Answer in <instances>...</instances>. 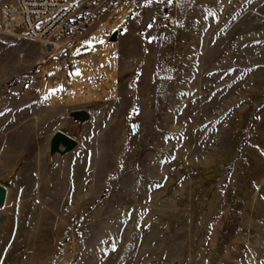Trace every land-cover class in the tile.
Listing matches in <instances>:
<instances>
[{"label": "rangeland", "instance_id": "obj_1", "mask_svg": "<svg viewBox=\"0 0 264 264\" xmlns=\"http://www.w3.org/2000/svg\"><path fill=\"white\" fill-rule=\"evenodd\" d=\"M12 1L0 264H264V0H123L45 64Z\"/></svg>", "mask_w": 264, "mask_h": 264}, {"label": "built area", "instance_id": "obj_2", "mask_svg": "<svg viewBox=\"0 0 264 264\" xmlns=\"http://www.w3.org/2000/svg\"><path fill=\"white\" fill-rule=\"evenodd\" d=\"M123 0H13L4 7V34L36 43L43 55L41 64L65 56L84 31L120 5ZM165 0L157 4L161 27L173 30L176 13Z\"/></svg>", "mask_w": 264, "mask_h": 264}, {"label": "water", "instance_id": "obj_3", "mask_svg": "<svg viewBox=\"0 0 264 264\" xmlns=\"http://www.w3.org/2000/svg\"><path fill=\"white\" fill-rule=\"evenodd\" d=\"M114 33L111 40H115ZM74 117L80 121H85L88 118V114L85 111H79L73 114ZM77 146V141L63 132L56 131L50 138L48 155L54 156L55 154L64 155L75 149ZM6 198V188L0 185V209L4 206Z\"/></svg>", "mask_w": 264, "mask_h": 264}]
</instances>
